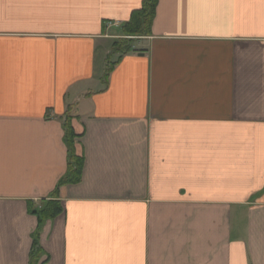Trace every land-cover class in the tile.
Listing matches in <instances>:
<instances>
[{"label":"crops","instance_id":"0c3cea01","mask_svg":"<svg viewBox=\"0 0 264 264\" xmlns=\"http://www.w3.org/2000/svg\"><path fill=\"white\" fill-rule=\"evenodd\" d=\"M143 2L0 0V264H264V0Z\"/></svg>","mask_w":264,"mask_h":264},{"label":"trees","instance_id":"16d2710c","mask_svg":"<svg viewBox=\"0 0 264 264\" xmlns=\"http://www.w3.org/2000/svg\"><path fill=\"white\" fill-rule=\"evenodd\" d=\"M157 0H144L142 7L132 13L128 22L123 24L120 29L121 36L114 44V49H117L113 53H119L124 55L128 53L130 45L137 39L147 37L150 35L151 23L154 15V9ZM110 69L108 68L104 73V80L107 77ZM76 136L71 128L69 120L64 122V140L69 152V174L68 177L62 180V184L77 183L79 182V175L82 166V158H79L74 153V141ZM60 183V184H61ZM62 212V208L58 202L50 201L41 208L38 212L39 224H42L47 219H53ZM39 253L38 245H34L30 258Z\"/></svg>","mask_w":264,"mask_h":264},{"label":"rangeland","instance_id":"374dc122","mask_svg":"<svg viewBox=\"0 0 264 264\" xmlns=\"http://www.w3.org/2000/svg\"><path fill=\"white\" fill-rule=\"evenodd\" d=\"M117 49H114V51H116Z\"/></svg>","mask_w":264,"mask_h":264}]
</instances>
